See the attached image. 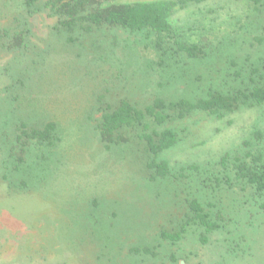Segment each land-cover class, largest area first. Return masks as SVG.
Instances as JSON below:
<instances>
[{
  "label": "rangeland",
  "instance_id": "1",
  "mask_svg": "<svg viewBox=\"0 0 264 264\" xmlns=\"http://www.w3.org/2000/svg\"><path fill=\"white\" fill-rule=\"evenodd\" d=\"M49 1L41 0V7ZM139 1L156 0H116ZM258 17L246 0H215L179 5L173 21L191 29L188 39L204 37L214 45V64L195 73L209 76L216 66L218 80L264 60ZM56 23L44 8L24 26L26 48L13 53L0 47V264H264V196L211 164L227 152L243 155L246 143L264 142V108L170 125L185 140L165 154L169 180L154 182L142 165V148L101 142L99 97L143 106L156 97L179 99L184 84L159 87L164 69L146 34L103 31L91 36L94 46L72 44L59 36ZM23 122H54L61 140L55 150L33 144L23 170L14 172L10 154ZM190 198L224 228L206 243L196 227L176 244L164 241L161 231L179 229Z\"/></svg>",
  "mask_w": 264,
  "mask_h": 264
},
{
  "label": "trees",
  "instance_id": "2",
  "mask_svg": "<svg viewBox=\"0 0 264 264\" xmlns=\"http://www.w3.org/2000/svg\"><path fill=\"white\" fill-rule=\"evenodd\" d=\"M40 1L0 2V47L4 45V50L13 53L26 48L27 29L24 26H28L29 20L46 8L57 18L55 28L68 43L81 42L94 46L96 40L90 41L93 39L91 36L103 31H125L152 37L159 67L164 69L159 87L166 89L179 83L184 84L185 93L179 99L168 101L156 97L143 106L131 98L109 104L104 97H99L98 111L102 116L96 129L101 142L108 147L128 145L135 149L137 146L142 148V165L154 182L169 180L173 171L165 154L185 140L170 125L188 123L198 116L222 120L228 114L244 109L264 108V60L246 71L241 69L236 75L229 71L226 75L228 78L219 75L218 80L213 77L216 66L212 68V73L209 72V76L202 75V70L201 74L195 73V68L201 69L208 61L214 64V45L204 37L197 42L188 39L187 32L191 33V29L184 30L174 23L173 18L179 5L200 7L215 0H156L129 4L117 3L116 0H50L43 8ZM246 2L250 9L259 14L260 32L256 40L264 46V0ZM10 6H18L17 11L9 12L7 8ZM19 11L24 14L21 15L23 18L17 16ZM225 51V57L232 55V51L227 48ZM191 74L197 75L196 78ZM60 140L59 127L54 122L42 127H33L26 122L18 124L10 154L13 171L23 170L28 150L33 144L55 150ZM246 145L243 155L240 150L227 152L211 164L226 174L232 173L245 189L251 188L254 194L264 196V142ZM228 181H232L231 178ZM14 188L23 189L21 186ZM184 206L182 217L179 218V229L177 227L178 230L173 232L165 229L161 231L164 241L176 244L183 240L191 228L196 227L204 233L201 240L206 243L209 234L224 228L198 198L187 199Z\"/></svg>",
  "mask_w": 264,
  "mask_h": 264
}]
</instances>
